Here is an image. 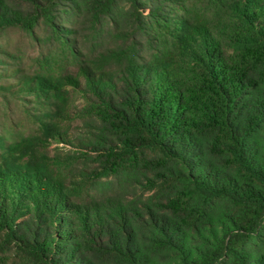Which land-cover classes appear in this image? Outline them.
Wrapping results in <instances>:
<instances>
[{
	"label": "trees",
	"instance_id": "16d2710c",
	"mask_svg": "<svg viewBox=\"0 0 264 264\" xmlns=\"http://www.w3.org/2000/svg\"><path fill=\"white\" fill-rule=\"evenodd\" d=\"M0 264H264V0H0Z\"/></svg>",
	"mask_w": 264,
	"mask_h": 264
}]
</instances>
